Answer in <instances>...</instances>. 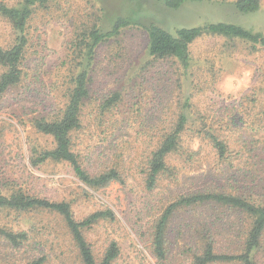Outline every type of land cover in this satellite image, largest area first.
<instances>
[{
  "label": "rangeland",
  "instance_id": "1",
  "mask_svg": "<svg viewBox=\"0 0 264 264\" xmlns=\"http://www.w3.org/2000/svg\"><path fill=\"white\" fill-rule=\"evenodd\" d=\"M18 2L0 0L8 6ZM153 2L157 1L146 5L135 0H50L45 7L35 8L27 25L25 76L0 96L2 193L22 192L68 203L76 220L111 210L117 222L98 225L85 232V237L92 242L97 260L103 252L99 238H114L119 256L113 264H190L191 254L199 250L197 236L211 235L219 251L229 247L243 222L237 213L222 208L176 211L169 223L170 248L164 261H157L151 253L152 226L178 197L210 187V176L219 171L215 156L204 143L198 155L188 157L186 153L199 146L198 124L216 127L233 118L245 130H227L228 136L241 135L243 140L264 146L260 129L264 125V48L238 39L203 36L190 45L189 67L183 69L177 61L150 57L145 31L128 27L95 49L87 68L89 97L83 103L81 127L73 134V150L88 173L116 167L124 183L112 181L92 188L81 183L65 162L47 160L35 165L38 154L54 145L51 138L33 128L32 120L55 119L66 106L72 78L81 69L76 40L95 25L103 30L108 25L106 19L97 20L99 10L107 19L119 15L133 25L146 20L170 34L208 23L264 33V0H259L258 11L248 14L238 12L234 0H188L178 9H163L162 1ZM12 41L11 26L0 16V47ZM229 78L231 90L219 87ZM179 114L188 116L182 135L186 150L182 157L170 159L172 169L148 192L143 182L144 158L161 138L160 130ZM197 114L204 118L201 123ZM239 167L244 172L253 168L233 163L228 173L238 172ZM262 178L260 172L258 179ZM0 228L29 236L18 249L0 238V264H29L38 258L45 259L43 264H82L58 214L3 208ZM256 261L264 264V239Z\"/></svg>",
  "mask_w": 264,
  "mask_h": 264
},
{
  "label": "trees",
  "instance_id": "2",
  "mask_svg": "<svg viewBox=\"0 0 264 264\" xmlns=\"http://www.w3.org/2000/svg\"><path fill=\"white\" fill-rule=\"evenodd\" d=\"M49 1L19 0L14 6L0 4V16L10 24L13 31L11 44L5 48L0 47V67L3 69V73L0 74V96L18 85L25 76V53L29 43L27 25L33 10L37 7H45ZM136 1H141L146 5H149L150 1H162L163 9H178L188 0ZM157 2H153V4ZM234 6L238 12L243 14L256 12L260 8L259 0H234ZM98 14L97 20L103 22L106 19L108 25L104 27L106 30L95 25L76 40L75 47L78 51V57L81 59V69L72 78L73 88L68 93L66 106L55 119L35 118L32 120L33 128L51 138L54 145L52 149L38 154L35 165L42 164L47 160L65 162L81 183L92 188H102L112 181L120 184L125 181L122 172L116 167H111L98 174L88 173L80 164L78 155L73 150V134L81 127L83 103L89 97L87 86L90 79L87 68L93 61L95 49L101 43L117 36L122 29L139 28L145 31L147 35V49L150 57L154 60L177 61L183 69L189 67L190 45L203 36L238 39L264 48V33L246 30L233 24L208 23L202 27L181 28L176 30L174 34H170L158 25L148 23L146 20H142L140 25H133L130 20L119 17V15L107 19L105 15L100 14V10ZM187 117L185 114L176 116L174 121L160 130L161 138L156 142L155 147L147 152L143 162V182L146 191L151 192L157 186L159 178L172 169L170 166L171 158L175 155L183 156L186 149L182 145V135L189 124ZM197 117L201 120H198L200 123L204 119L199 114ZM262 117L264 119V113ZM224 126H227V129ZM198 127L200 128L197 133L201 138L199 146L197 150L186 153L188 157L198 155L201 144L204 143L215 156V164L219 171L210 176L212 180L210 187L178 197L154 220L151 253L159 262L166 259L170 248L169 223L176 211L214 207L237 213L243 222L241 228L236 236L234 235L230 239L229 247L223 251L216 249L217 242L212 241L211 235L206 238L197 236L200 246L196 253L191 254L190 264L231 262L258 264L256 256L263 250L264 239V186L261 185L264 178L258 179L260 172L264 174V165L259 166L260 163H263L264 146H258L257 142L253 140L249 142L243 140L241 135L237 138L228 136L227 130L234 132L239 129L241 132L240 129H244L243 126H237L233 118L216 127L209 126L206 128L203 123L198 124ZM198 127L196 126V129ZM260 129L264 131V125L260 126ZM233 163H237L238 166L241 163L244 166L247 164L253 168L244 172L239 167L238 172L231 175L228 173V167H232ZM3 208L15 211L43 209L61 216L82 264H113L119 256L118 242L107 235L105 238H99L102 240L103 252L101 259L97 260L93 252L92 242L85 237V232L98 225L117 222L115 214L109 209L95 211L82 220H76L68 203L51 202L22 192L6 196L2 193L0 182V209ZM228 237L230 236L228 235ZM0 238L11 248L18 249L28 241L29 236L24 231L14 232L0 228ZM44 261V258H38L30 260L29 264H43Z\"/></svg>",
  "mask_w": 264,
  "mask_h": 264
},
{
  "label": "clouds",
  "instance_id": "3",
  "mask_svg": "<svg viewBox=\"0 0 264 264\" xmlns=\"http://www.w3.org/2000/svg\"><path fill=\"white\" fill-rule=\"evenodd\" d=\"M219 87H221L224 90H231L233 85H232V81L231 79H225L220 85Z\"/></svg>",
  "mask_w": 264,
  "mask_h": 264
}]
</instances>
